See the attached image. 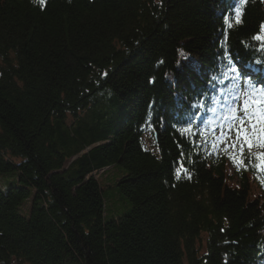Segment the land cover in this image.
Here are the masks:
<instances>
[{"label": "trees", "instance_id": "trees-1", "mask_svg": "<svg viewBox=\"0 0 264 264\" xmlns=\"http://www.w3.org/2000/svg\"><path fill=\"white\" fill-rule=\"evenodd\" d=\"M263 27L264 0H0V264H264V165L207 134L264 85Z\"/></svg>", "mask_w": 264, "mask_h": 264}, {"label": "rangeland", "instance_id": "rangeland-1", "mask_svg": "<svg viewBox=\"0 0 264 264\" xmlns=\"http://www.w3.org/2000/svg\"><path fill=\"white\" fill-rule=\"evenodd\" d=\"M262 35L264 36V27L262 28ZM241 85V83H240ZM237 84H231L228 93V100L229 102L226 105H220V108L215 111V114L212 115V118L209 119L207 125V134L209 139V144L212 150V153L216 156H222V154L226 155L230 158V169L231 173H235L237 168L242 165L239 161L245 159V156L250 153H261L264 152V148L260 147L259 143L257 142L255 146L249 151L247 146L244 147L243 150V157L240 155V141L236 140L235 131L231 133L227 132V121L224 119L226 116L229 115V107L235 104L237 107V115H243L242 111H240V102H236L234 97L236 95H242L244 93L250 92L251 90L245 89ZM255 100H259V92L256 90V95L253 97ZM239 122L237 121L234 127H238ZM224 132L225 135L228 137L223 142H221V132ZM235 142L236 146L231 147V145ZM151 142L148 143V147H151ZM228 145V147H226ZM236 157L233 160L232 157ZM96 175L99 178L100 186L103 189V197L105 198V215L104 220L109 221L111 218H119L122 215L129 212L131 208V203L129 200L124 197L117 185L119 180L124 175V171L121 168L111 167L108 168L107 171H100ZM20 178L18 173H6L0 174V190L8 191L9 188L12 186H20ZM32 196L29 198L31 200ZM27 216L28 212L24 211ZM30 213V212H29ZM65 264H82L81 262H72L68 261Z\"/></svg>", "mask_w": 264, "mask_h": 264}, {"label": "snow or ice", "instance_id": "snow-or-ice-1", "mask_svg": "<svg viewBox=\"0 0 264 264\" xmlns=\"http://www.w3.org/2000/svg\"><path fill=\"white\" fill-rule=\"evenodd\" d=\"M43 4L44 0H40ZM254 39L258 41H264V36L257 35ZM264 47V45H262ZM236 71V70H234ZM251 81V77L248 78ZM256 95L255 86L252 87L250 92L244 93L242 95H236L234 100L240 102V111L243 115H237V107L232 105L229 107V115L224 119L227 121V132L231 133L235 131L236 140L240 141V155L243 157L244 147L247 146L249 151L255 146L258 142L260 147L264 148V85L261 86L259 91V100L253 99ZM239 122L238 127H234L236 122ZM191 127V125H189ZM228 137L225 133L221 132V142H223ZM235 142L231 147H235ZM228 147V145H226ZM233 160L236 157H232ZM257 159L261 161L264 165V152L258 154ZM242 159L239 163H242Z\"/></svg>", "mask_w": 264, "mask_h": 264}]
</instances>
